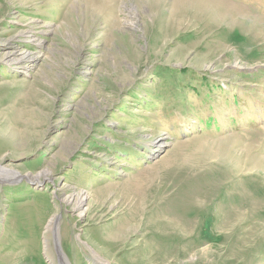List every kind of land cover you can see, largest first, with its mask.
Wrapping results in <instances>:
<instances>
[{
    "label": "rangeland",
    "instance_id": "obj_1",
    "mask_svg": "<svg viewBox=\"0 0 264 264\" xmlns=\"http://www.w3.org/2000/svg\"><path fill=\"white\" fill-rule=\"evenodd\" d=\"M59 255L264 264V0H0V264Z\"/></svg>",
    "mask_w": 264,
    "mask_h": 264
},
{
    "label": "bare ground",
    "instance_id": "obj_2",
    "mask_svg": "<svg viewBox=\"0 0 264 264\" xmlns=\"http://www.w3.org/2000/svg\"><path fill=\"white\" fill-rule=\"evenodd\" d=\"M12 41L13 40H9V42H7L6 46L9 47V45H10V43H12ZM3 57H4V60L8 61L12 65L20 64V63H24L26 65V64L31 63L32 60H34V58L31 56V54H27V53H24V52H20V53L14 55V54H12L11 51H6L3 54ZM24 68H28V67L25 66ZM159 146L161 147L162 144H160ZM40 176H41L40 173H38L36 175H33V177L36 178V179H39ZM86 199H87L86 193L81 192V193L69 195V196L65 197L64 199L62 198V203L66 204V205H69V206H72V210L74 212L78 211V213H77L78 216L82 217V216L85 215L86 211L88 210V208H84L83 205H82V202H84ZM58 225H59V219H58V217L56 215V216L51 218L50 222L48 223L47 227L45 228V231H46L45 232V234H46L45 247L47 249L49 247V239L50 238H53L55 244H57V241H58V233H57L58 232ZM128 228H129V226L127 227V229ZM135 228H133V229H135ZM59 262H60V264H65L64 259L62 258L61 255H59Z\"/></svg>",
    "mask_w": 264,
    "mask_h": 264
}]
</instances>
